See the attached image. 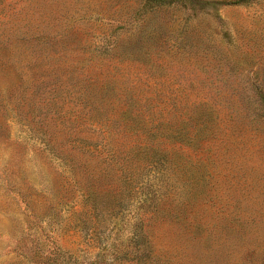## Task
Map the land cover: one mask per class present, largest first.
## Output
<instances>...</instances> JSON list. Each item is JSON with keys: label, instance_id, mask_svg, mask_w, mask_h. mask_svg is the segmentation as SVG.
<instances>
[{"label": "rangeland", "instance_id": "374dc122", "mask_svg": "<svg viewBox=\"0 0 264 264\" xmlns=\"http://www.w3.org/2000/svg\"><path fill=\"white\" fill-rule=\"evenodd\" d=\"M220 1L195 15L143 13L144 0H0V264H33L38 249L89 264L132 226L154 264H264V0ZM198 108L212 123L195 146L153 143L203 179L171 175L144 214L143 188L161 180L142 151L149 129Z\"/></svg>", "mask_w": 264, "mask_h": 264}, {"label": "trees", "instance_id": "16d2710c", "mask_svg": "<svg viewBox=\"0 0 264 264\" xmlns=\"http://www.w3.org/2000/svg\"><path fill=\"white\" fill-rule=\"evenodd\" d=\"M250 0H222L219 2L221 6H240L246 5ZM214 0H144L141 12L146 13L154 8L162 6H173L180 7L184 10L189 11L192 14L198 15L204 13L209 6L214 5ZM255 115L257 117L264 119V89H258L256 92V99L254 101ZM212 123V114L207 109L198 108L193 114L187 116V119L180 122L177 126L169 127L167 124L158 125L149 129L150 143L142 149L144 154V159L147 168L158 167L159 176L161 179L157 183L149 182L144 186L147 192L145 197L140 201L143 208L144 214H155L158 212L159 200L154 198V193L158 190H162L164 194L168 190V182L171 175H178L181 178L188 177L189 179H203L204 175L199 173L198 170H190L185 164L183 159H179L178 156H171L169 153L162 151L159 144L153 143L154 139L157 137H171L178 142L181 146H195L201 139L206 136V133L210 131V126ZM153 130V132H151ZM163 179V180H162ZM153 191V189H155ZM163 200V199H162ZM161 201V200H160ZM91 212L97 216V213H101L97 201H91ZM88 229H93L92 226L87 227ZM107 231V225L103 226L104 233ZM109 233L116 234L117 231L112 228ZM96 239H99L96 233ZM129 237L126 240H121L118 242V238L114 239L110 245H98L96 247V253L89 264H120L124 261L135 262L138 264H154L161 261V259L155 255L153 248L149 242L148 235L141 231L138 226H132L131 230L128 231ZM40 249L33 251V264H57L53 259L46 258L42 259L39 252ZM41 251V250H40ZM62 253L63 258L58 264H70L71 259L73 260L71 264H79L77 259L71 257L72 255H65ZM40 258V260L38 259Z\"/></svg>", "mask_w": 264, "mask_h": 264}]
</instances>
